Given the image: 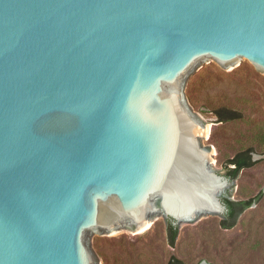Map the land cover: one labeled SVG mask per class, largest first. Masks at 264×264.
Here are the masks:
<instances>
[{
  "label": "water",
  "instance_id": "obj_1",
  "mask_svg": "<svg viewBox=\"0 0 264 264\" xmlns=\"http://www.w3.org/2000/svg\"><path fill=\"white\" fill-rule=\"evenodd\" d=\"M209 58L264 71V0H0V264H96L88 239L156 201L223 215L183 101Z\"/></svg>",
  "mask_w": 264,
  "mask_h": 264
},
{
  "label": "rangeland",
  "instance_id": "obj_2",
  "mask_svg": "<svg viewBox=\"0 0 264 264\" xmlns=\"http://www.w3.org/2000/svg\"><path fill=\"white\" fill-rule=\"evenodd\" d=\"M182 84L184 104L205 129L201 144L213 151L212 170L226 176L227 159L241 148L255 147L252 157L257 155L258 162L229 180L220 196L245 199L262 194L231 228L220 226L222 213L179 222L173 246L167 239L166 215L156 201L153 220L146 226L127 220L88 239L96 264H165L172 254L184 264H264V71L244 58L229 65L209 58L186 74ZM220 105L241 111L242 117L218 121L212 109Z\"/></svg>",
  "mask_w": 264,
  "mask_h": 264
},
{
  "label": "trees",
  "instance_id": "obj_3",
  "mask_svg": "<svg viewBox=\"0 0 264 264\" xmlns=\"http://www.w3.org/2000/svg\"><path fill=\"white\" fill-rule=\"evenodd\" d=\"M192 84H189V88H191ZM191 93V90H190ZM190 102L193 103L192 95L189 94ZM218 121L226 122L229 120L239 119L242 117V112L229 107L227 105H220L212 109ZM255 147L250 145L244 148L237 150L229 159H227L226 167H225V175L230 179H235L239 172L243 168L251 167L255 165L258 160L253 159V151ZM262 192L257 194L255 197H249L245 199H231L227 196L222 197L225 205L226 211L222 215V218L219 222L222 228L228 229L233 227L236 224V221L240 214L250 207L258 198L261 196ZM167 239L169 245L173 246L175 243V239L178 234V226L172 224L170 219H167ZM165 264H184L183 260L175 255H170L167 262Z\"/></svg>",
  "mask_w": 264,
  "mask_h": 264
},
{
  "label": "bare ground",
  "instance_id": "obj_4",
  "mask_svg": "<svg viewBox=\"0 0 264 264\" xmlns=\"http://www.w3.org/2000/svg\"><path fill=\"white\" fill-rule=\"evenodd\" d=\"M208 128V127H207ZM146 226V225H145ZM201 264H208V263H206V262H202Z\"/></svg>",
  "mask_w": 264,
  "mask_h": 264
}]
</instances>
